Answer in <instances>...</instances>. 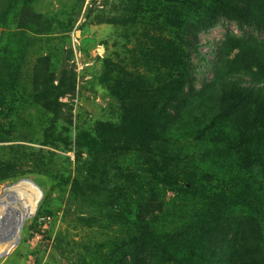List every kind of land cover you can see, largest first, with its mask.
I'll return each mask as SVG.
<instances>
[{"label":"rangeland","instance_id":"obj_1","mask_svg":"<svg viewBox=\"0 0 264 264\" xmlns=\"http://www.w3.org/2000/svg\"><path fill=\"white\" fill-rule=\"evenodd\" d=\"M222 1L249 23L0 0V264H264V152L220 98L264 69V0Z\"/></svg>","mask_w":264,"mask_h":264},{"label":"trees","instance_id":"obj_2","mask_svg":"<svg viewBox=\"0 0 264 264\" xmlns=\"http://www.w3.org/2000/svg\"><path fill=\"white\" fill-rule=\"evenodd\" d=\"M213 2L221 15L249 23L245 6L226 4L222 0ZM190 45L191 43L187 42V46ZM220 84L223 87L220 98L224 102L222 106L226 116L241 113L246 119L249 118L252 126L246 140L258 143L264 152V69L258 67L255 70L229 72L221 79ZM141 130L142 128L140 132Z\"/></svg>","mask_w":264,"mask_h":264}]
</instances>
